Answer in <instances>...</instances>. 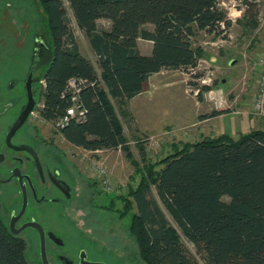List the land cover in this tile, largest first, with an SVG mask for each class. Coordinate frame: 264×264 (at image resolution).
<instances>
[{
  "label": "trees",
  "instance_id": "1",
  "mask_svg": "<svg viewBox=\"0 0 264 264\" xmlns=\"http://www.w3.org/2000/svg\"><path fill=\"white\" fill-rule=\"evenodd\" d=\"M91 42L100 71L80 49L68 15ZM253 29L256 0H244ZM53 38L51 62L39 76V114L53 123L71 105L63 95L68 80H85L80 99L84 120H71L60 135L89 151L123 149L140 175L126 193L115 194L106 211L130 216L128 231L143 264H264V129L239 138L228 134L186 142L158 161L146 158L144 138L137 137L142 161L135 159L114 100L124 107L144 92L152 74L163 69L191 73L207 56L195 44L199 32L223 35L232 25L220 0H41ZM107 19L108 29L99 21ZM152 25V28L147 27ZM139 39L150 40L143 53ZM40 56L45 59L44 52ZM203 73L197 72L196 79ZM199 100L214 86L194 81ZM214 110L205 116L227 112ZM93 185L98 186L94 180ZM97 189V188H96ZM155 190V193H154ZM102 192V190H100ZM122 201L116 207L115 199ZM0 204V264H35L26 256L29 241L11 232ZM175 221L178 229L168 218ZM185 238L192 244L190 249Z\"/></svg>",
  "mask_w": 264,
  "mask_h": 264
},
{
  "label": "rangeland",
  "instance_id": "2",
  "mask_svg": "<svg viewBox=\"0 0 264 264\" xmlns=\"http://www.w3.org/2000/svg\"><path fill=\"white\" fill-rule=\"evenodd\" d=\"M220 2L228 12V9L232 6L231 0H220ZM66 6L68 7V15L80 49L84 55L93 61L99 72L98 56L89 39L77 26L67 1ZM237 7L244 8L243 15L239 19H236L235 22L231 20L232 25L225 32L226 37L223 35L215 36L213 33L206 32H199L195 35V44L202 45L208 55H220L223 50L225 54L229 51L234 52L235 48L239 47L241 49L247 45L252 32L249 29L247 30L244 23L239 21L240 19H249L248 7L241 0H237ZM253 13L256 19L255 22L258 23L259 18L264 17V0H260V2L256 1ZM99 26L100 28L108 29L110 22L107 19H101ZM147 27L152 28L153 26L147 25ZM0 41H9L11 45L10 54H22L21 62L22 64L25 62L24 70L21 73H11V77L19 78L20 74L25 75L28 72L36 45L39 43L45 46V48L35 56L36 60L39 61L37 74L40 76L45 73L50 65L54 46L41 0H0ZM16 41H23L20 50L15 45ZM140 41L143 51L146 48L152 50L153 45H151L152 42L150 40L141 39ZM42 52L45 54V59L43 56H40ZM13 70L14 68H11V71ZM243 71V64L231 67L228 65L225 57L217 62L202 59L192 74L180 69L171 68L152 74L145 93L136 96L132 100L131 106L127 104L124 107L129 111L128 116L122 114L121 105L117 100H114L134 158L143 162L137 145V137L147 139L144 142L146 158L152 162L173 153L177 146L181 147L186 142L198 141L196 131L199 126L191 125L197 118V108L195 105L199 101L198 107L202 110L208 109L209 106L213 108V106L212 103L205 99V94L204 98L199 100L197 96L198 89L192 82L199 81L200 85H213L215 79L221 81L225 78V84H219L218 86L222 87L225 93L233 96L236 93H242V89H244L242 80ZM197 72L203 73L202 78L196 79L194 77ZM5 76L6 78L0 77V85H7L10 77ZM203 79L207 80V82H203ZM214 86L216 85L214 84ZM19 90V85H17L13 90L11 89V93H19ZM36 114L35 120L42 128L44 135L54 137L70 159L78 165L80 176L78 174L79 180L77 181L76 197L86 204L84 210H80L79 213L86 215L87 218L91 219V222L93 220L96 221V224L99 223L97 226L98 231L105 234L109 241L115 244L116 249L113 252V261L119 264H143L139 259L137 244L128 231L130 216L120 218L116 212L106 211L102 207V209L97 210L87 204L90 199H95V201L98 199L97 202H104L108 205L107 203L110 202L112 196L126 193L129 185H136L140 179V175L136 173V169L127 153L121 148L105 149L93 153L92 151L73 145L60 135V130H57L53 123L44 121L38 112ZM92 160L106 165L110 174V181L116 188V191L109 193L102 189L99 178L93 176L91 172ZM94 180L98 181V186L93 185L92 182ZM124 184L126 185L125 189L122 188ZM99 189L102 190L101 194L97 192ZM3 202L8 211L13 208L8 200ZM115 204L116 207H122V201L118 198L115 199ZM98 207L100 208V206ZM56 211L57 209L52 206L40 211V214L51 215L56 213ZM57 212L62 215L66 213L64 211ZM2 217L7 222L3 214ZM168 218L170 223L178 229L175 221L169 214ZM46 223L54 224V221L46 219ZM26 234L29 241L26 256L30 261L38 264L39 251L33 231L29 228L26 230ZM183 241L194 251L192 244L185 238H183ZM197 258L199 264H206L200 256Z\"/></svg>",
  "mask_w": 264,
  "mask_h": 264
},
{
  "label": "flooded vegetation",
  "instance_id": "3",
  "mask_svg": "<svg viewBox=\"0 0 264 264\" xmlns=\"http://www.w3.org/2000/svg\"><path fill=\"white\" fill-rule=\"evenodd\" d=\"M16 42L15 45L20 50L23 41ZM44 48L40 43L36 45L33 60L25 75L11 77V73H21L24 70L25 62H21L22 54H10L9 41H0V77H10L7 85H0L2 214L7 219L9 228L12 218L16 219V229L25 223H36L15 234L27 238L26 230L30 228L33 231L39 251L38 264H119L112 259L115 244L98 231L99 223L96 224L93 220L91 222L86 215L79 213L86 204L76 197L80 176L78 165L70 159L54 137L44 135L35 120L37 114L34 113L39 114L37 106H41L38 100L42 84V79L39 80L37 74L39 61L35 56ZM11 68L14 70L11 71ZM30 74V88L36 103L25 122L11 133L28 103L27 81ZM17 85L19 93L12 94L11 89ZM100 190L97 191L99 194ZM25 196L27 204L21 213ZM5 200L13 206L10 211L4 205ZM97 201L98 199H90L87 204L100 210L102 208L98 206L105 203ZM52 206L57 211L66 212L65 215L57 211L51 215L40 214V211ZM46 219L54 221V224L46 223Z\"/></svg>",
  "mask_w": 264,
  "mask_h": 264
},
{
  "label": "crops",
  "instance_id": "4",
  "mask_svg": "<svg viewBox=\"0 0 264 264\" xmlns=\"http://www.w3.org/2000/svg\"><path fill=\"white\" fill-rule=\"evenodd\" d=\"M256 1L260 2V0ZM239 22L244 23L246 29H249L252 32L249 41H247V45L241 49L237 47L233 50L234 52L229 51L226 54L224 50L221 51L220 55H208L207 53V56H204L202 59H209L212 62H217L225 57L228 61V65L231 67L243 64L244 71L242 80L244 89H242V93L239 92L233 96L225 93L228 97L227 108L217 109L209 106L208 109L202 110L198 107L199 101H197L195 105L197 108V118L191 123V125L199 126L196 131L198 134V140H202L206 137L216 138L224 134H228L233 138H239L241 134L249 132L252 129H264V119L256 117L252 112V106L258 90V80L260 76L258 59L260 55L264 53V17L259 18L257 26L253 29L247 24L248 19H240ZM140 40L141 39H139L140 50L145 54H150L152 51L150 48H146L144 51L142 50ZM215 81H217L216 87L222 89V87L218 85H224L226 79L223 78L221 81L215 79ZM144 93L145 91L138 95ZM135 97L129 100L128 104L130 106ZM223 109H228V111L216 115L205 116L214 110Z\"/></svg>",
  "mask_w": 264,
  "mask_h": 264
},
{
  "label": "built area",
  "instance_id": "5",
  "mask_svg": "<svg viewBox=\"0 0 264 264\" xmlns=\"http://www.w3.org/2000/svg\"><path fill=\"white\" fill-rule=\"evenodd\" d=\"M258 65L260 68V76L258 80V90L253 102L252 112L257 117L264 119V53L260 55L258 59ZM211 80V79H209ZM203 82L207 80L203 79ZM41 82L44 84L45 81L42 79ZM85 84V80L80 77H72L68 80L66 91L63 95L69 94L71 96V105L67 108L66 112L58 117L54 122V126L57 130L64 128L71 120L81 121L86 117V109L83 106L80 93L82 87ZM198 91V90H197ZM205 99L212 103L213 108H227L228 97L225 92L216 86L206 90L204 92ZM36 114V112L34 113ZM100 150L92 151L98 152ZM91 172L93 176L99 178V183L103 190L111 193L116 191V188L110 181V174L104 163H97L95 160L91 161ZM125 189V184L122 185Z\"/></svg>",
  "mask_w": 264,
  "mask_h": 264
},
{
  "label": "water",
  "instance_id": "6",
  "mask_svg": "<svg viewBox=\"0 0 264 264\" xmlns=\"http://www.w3.org/2000/svg\"><path fill=\"white\" fill-rule=\"evenodd\" d=\"M32 74V73H31ZM31 74L29 75V79L27 81V89H28V103L25 106L24 110L22 111L21 115L18 117V119L16 120L11 133L15 132L26 120V117L28 116V114L34 109L36 100L34 98V95L32 94L31 88H30V79H31ZM214 84H217V81H214ZM26 204H27V199L25 196V201H24V206L23 209L21 211V213H23V211L26 208ZM15 218H12L11 223H10V230L13 233H18L20 232L22 229L26 228L27 226L30 225H36L35 222H30V223H25L24 225H22L19 229L15 228Z\"/></svg>",
  "mask_w": 264,
  "mask_h": 264
},
{
  "label": "clouds",
  "instance_id": "7",
  "mask_svg": "<svg viewBox=\"0 0 264 264\" xmlns=\"http://www.w3.org/2000/svg\"><path fill=\"white\" fill-rule=\"evenodd\" d=\"M232 6L228 9V18L235 22L236 19L242 17L244 8L237 7V0H231Z\"/></svg>",
  "mask_w": 264,
  "mask_h": 264
}]
</instances>
